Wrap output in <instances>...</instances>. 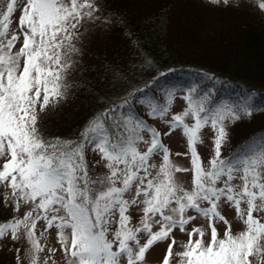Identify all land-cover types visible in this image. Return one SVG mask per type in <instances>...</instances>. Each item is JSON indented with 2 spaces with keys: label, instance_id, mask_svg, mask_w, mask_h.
Segmentation results:
<instances>
[{
  "label": "snow or ice",
  "instance_id": "1",
  "mask_svg": "<svg viewBox=\"0 0 264 264\" xmlns=\"http://www.w3.org/2000/svg\"><path fill=\"white\" fill-rule=\"evenodd\" d=\"M223 2L239 8L241 0ZM251 2L264 11V0ZM17 5L18 0H7L0 9V198L15 213L22 205L28 208L22 218L0 223V239L10 233L13 242L24 240L26 247L15 249L17 264L21 252L28 264H40L41 238L49 229L65 264H143L153 246L169 240L162 264H171L174 256L177 264H264V134L222 155L229 125L264 110L254 102L257 94L243 90L238 101L217 102V85H232L201 74L183 90L186 107L170 120L164 118L173 102L171 90L161 106L140 99L143 90L137 89L125 92L119 103L104 97L109 106L86 120L75 138L48 136L46 109L67 98L73 72L89 70L79 44L88 29H80L87 24L110 30L114 22L111 13L103 15L106 0H26L19 9V34L9 35ZM115 24L125 21L116 17ZM126 35L131 40V32ZM145 116L164 121L168 130L161 133ZM178 128L187 151L175 155L189 157L190 168L177 166L162 140ZM206 130L212 133L207 161L198 152ZM89 152L98 154L96 163L103 162L105 172L90 166ZM180 172L191 173L190 189L178 183ZM225 206L234 209L242 231L233 232ZM137 213L142 215L134 225ZM198 218L205 225L189 231ZM38 222L45 226L39 235ZM218 224L224 226L222 237ZM175 230L188 237L178 253L173 251ZM47 251L56 253L55 248ZM50 260L51 255L43 264Z\"/></svg>",
  "mask_w": 264,
  "mask_h": 264
},
{
  "label": "trees",
  "instance_id": "2",
  "mask_svg": "<svg viewBox=\"0 0 264 264\" xmlns=\"http://www.w3.org/2000/svg\"><path fill=\"white\" fill-rule=\"evenodd\" d=\"M119 2L106 0L103 15L111 13L114 22L110 30L84 27L90 37L98 36L99 42L91 50L83 48L82 64L89 70L73 72V87L65 103L67 111L57 118V124L66 131L56 135L75 138L86 120L109 106L104 97L119 103L125 92L139 89L143 90L140 99L155 98L164 106L167 100L160 99L161 87L198 81L201 74L232 85H217V102L221 98L238 101L241 92L248 90L257 94L255 103L264 105V17L258 12H240L243 2L239 8L232 7L231 2L221 8L205 0H192V6L197 7L191 9L192 15L177 13L179 0ZM116 17L125 24H115ZM129 31L131 40L126 35ZM204 83L211 85L210 81ZM143 118L153 127L151 118ZM228 131L230 136L222 151L225 157L250 138L264 134V110L230 124ZM4 218L7 216L0 201V223Z\"/></svg>",
  "mask_w": 264,
  "mask_h": 264
},
{
  "label": "rangeland",
  "instance_id": "3",
  "mask_svg": "<svg viewBox=\"0 0 264 264\" xmlns=\"http://www.w3.org/2000/svg\"><path fill=\"white\" fill-rule=\"evenodd\" d=\"M110 3H116L120 4V0H109ZM211 5H219L221 8L226 7L224 4L223 0H220L219 4H213L211 3V0H205ZM7 0H0V9L4 8L5 3ZM26 0H18V5H17V10L14 12L12 16V23L10 25L9 29V35H11L13 32H18V17L20 15L19 9L23 7L24 3ZM192 0H179L178 6H177V13L178 14H183V12H186L190 15L194 14V12L191 10L192 8H197L196 6H192L191 4ZM241 2L244 3L245 6H242L240 8V12H246L247 11H253V12H258L261 16L264 17V11H260L255 3L251 2V0H241ZM112 6V5H111ZM113 7V6H112ZM114 8V7H113ZM257 13V14H258ZM87 26V24H85ZM84 26V27H85ZM211 28L207 31H210ZM81 32H84V28L80 29ZM109 37V35H107ZM20 39L22 41V35H20ZM110 39V38H109ZM112 40V39H111ZM99 42L98 36H91L88 34V32H85V34L81 37V40L79 44H84V48L93 49L96 43ZM79 44L77 46H79ZM19 44H17L15 50H18ZM73 59H77V57H73ZM73 76V73H72ZM72 84V80L70 78L69 81ZM190 83L187 84H177V85H165L161 87L159 90L162 91V95H160V99H165L164 101L167 100L168 98V92L171 90L173 93V102L172 105L169 107L168 114L165 116V120H170L172 115L179 114L183 110L184 107H186L184 101L182 100V96L184 95V89L189 85ZM70 93V91H69ZM179 94H181L179 96ZM69 96V94H68ZM67 96V98H68ZM155 97V96H153ZM66 98V99H67ZM42 99V98H41ZM66 99L61 100L59 103L50 105L47 109V115L44 117V122H43V131L46 135L48 136H58L60 133L63 134L65 133L66 129L65 127H60L62 124H57V118H60L65 111H67V107L65 105ZM153 102L158 104V100L153 98ZM162 106V105H161ZM149 122L153 127H155L158 131H161L163 133L164 131L168 130V125L164 123L162 120L158 119H150ZM186 123H191L190 118H186L185 120ZM58 134V135H56ZM147 138V137H146ZM212 133L210 130H206L203 133V140L204 143L198 145V152L201 154L202 158L207 161V159L211 155V149H212ZM162 140L163 142L169 147L172 161L179 167H188L190 168V158L184 155L177 156L175 153H185L187 151V146H186V138L182 134L181 129H176L170 137H164L162 135ZM140 150H146V147L141 144L139 145ZM87 158L90 161V165H95V172L97 173H103L106 171V169L103 167V162L97 164L96 162L99 161V156L96 153L89 152L87 154ZM153 162L159 164L160 160L159 157H154ZM0 166H2V161H0ZM176 178L178 183L182 184L185 188L191 187V173H184L180 172L176 174ZM236 183H239V181H236ZM0 191H4L2 187H0ZM1 203L4 205L3 200H1ZM28 208L26 206H21L20 211L18 213H15L13 211V207L11 204H9L7 207L4 205V217L7 216V218L3 222H7L9 219L13 218L14 216L16 217H23L25 211H27ZM223 214L226 216V218L229 220V222L232 225V230L234 233H238L243 230L244 225L243 223L236 219L235 217V211L232 208H229L227 206L224 207L223 209ZM142 215V213H137L136 214V219L133 220V224L135 225L138 216ZM2 222V223H3ZM205 225V221L202 218H198L196 221H194L192 224H190L188 227V230L190 231L192 227H198V226H203ZM44 224L43 222H38V228H37V234L41 231H44ZM218 227V232L223 236V231H224V226L223 225H217ZM111 238V237H109ZM177 240V243L173 245V251L174 253H178L183 250L182 244L187 242V235L186 233H180L178 230H175V237ZM198 238V236L194 235L193 239ZM171 243V240L167 242H159L157 245L153 246L147 253L145 257V261L143 264H162V260L164 255L167 252V244ZM41 244L45 247V251L40 254V264H43V260L47 258L49 255H51V260L49 261V264H52V261H55V264H65V261L63 259V251L60 249L59 244L57 243L55 239V232L52 229L47 230L45 232V235L43 238H41ZM26 247V244L23 239H21L19 242H13L10 238V233L6 235L3 239H0V264H17V253L15 252V249L20 248L23 249ZM48 248H55L56 253L55 254H50L47 249ZM23 252L20 253V256L22 258L21 264H28L27 259H23ZM178 257H175L172 259L171 264H177Z\"/></svg>",
  "mask_w": 264,
  "mask_h": 264
}]
</instances>
